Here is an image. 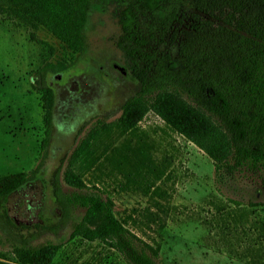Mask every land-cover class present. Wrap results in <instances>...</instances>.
<instances>
[{"label":"trees","instance_id":"1","mask_svg":"<svg viewBox=\"0 0 264 264\" xmlns=\"http://www.w3.org/2000/svg\"><path fill=\"white\" fill-rule=\"evenodd\" d=\"M91 2L112 7L120 30L117 47L136 90L122 103L113 124H95L79 139L61 172L60 166L54 171L51 193L63 222L72 212H81L68 239L98 241L126 264H156L158 241L149 237L147 242L136 232L145 235L151 225L161 231L159 214L142 211L116 218L110 201L94 185L87 187L82 174L97 164L95 145L101 131L114 126L130 132L150 112L211 161L217 185L251 174L264 186V0H0V15L43 31L64 50L78 54ZM29 39L38 43L32 32ZM165 41L174 46L176 60L168 51H156L155 45ZM65 69L62 60H44L32 71L42 138L37 163L29 172L0 176V231L8 245L4 252L12 260L0 258V264H51L61 247L32 244L34 235L12 232L3 204L38 177L53 125L54 93L46 77ZM59 174L68 192L62 190ZM160 175L142 162L141 169L117 184L118 191L164 198L166 192L153 184Z\"/></svg>","mask_w":264,"mask_h":264},{"label":"rangeland","instance_id":"2","mask_svg":"<svg viewBox=\"0 0 264 264\" xmlns=\"http://www.w3.org/2000/svg\"><path fill=\"white\" fill-rule=\"evenodd\" d=\"M31 32L38 43L29 39ZM83 38L82 52L71 53L43 31L0 15V176L29 172L37 163L42 110L31 89L32 71L44 60L66 65L62 73L46 77L54 93L53 125L38 177L11 194L3 208L15 234L34 235L32 244H61L51 264H126L98 241L68 239L81 212L63 222L51 193L54 171L60 166L61 172L79 139L95 124H113L136 90L117 47L120 30L112 7L91 2ZM155 49L176 60L174 46L166 41ZM95 156V168L82 179L110 201L116 218L142 211L161 217V231L151 225L145 235L136 232L147 242L149 237L158 241L156 264H264V186L257 175L217 185L211 161L150 112L130 132L114 126L101 131ZM142 162L161 173L153 184L166 192L164 198L118 191L117 184ZM58 179L68 192L61 174ZM7 246L0 231V258L12 261L4 252Z\"/></svg>","mask_w":264,"mask_h":264}]
</instances>
